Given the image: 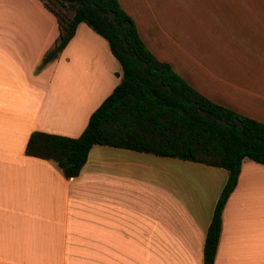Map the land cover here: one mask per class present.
<instances>
[{
	"label": "crops",
	"instance_id": "crops-1",
	"mask_svg": "<svg viewBox=\"0 0 264 264\" xmlns=\"http://www.w3.org/2000/svg\"><path fill=\"white\" fill-rule=\"evenodd\" d=\"M147 49L208 99L264 122V0H118ZM40 0H0V264H203L223 167L93 144L74 176L24 152L76 136L120 77L79 21L57 56ZM212 264H264V164L243 158Z\"/></svg>",
	"mask_w": 264,
	"mask_h": 264
},
{
	"label": "trees",
	"instance_id": "trees-1",
	"mask_svg": "<svg viewBox=\"0 0 264 264\" xmlns=\"http://www.w3.org/2000/svg\"><path fill=\"white\" fill-rule=\"evenodd\" d=\"M40 1L54 15L58 34L37 67L55 58L83 21L107 41L120 77L76 136L32 130L24 152L54 161L65 177L78 173L96 143L223 167L226 179L202 245L203 264H212L221 209L236 183L241 160L264 164V122L208 99L158 60L118 0ZM53 1L59 8L51 5Z\"/></svg>",
	"mask_w": 264,
	"mask_h": 264
},
{
	"label": "rangeland",
	"instance_id": "rangeland-1",
	"mask_svg": "<svg viewBox=\"0 0 264 264\" xmlns=\"http://www.w3.org/2000/svg\"><path fill=\"white\" fill-rule=\"evenodd\" d=\"M51 5H52L53 7H55V8H59V4L56 3L55 1H53ZM69 13H70V12H69Z\"/></svg>",
	"mask_w": 264,
	"mask_h": 264
}]
</instances>
